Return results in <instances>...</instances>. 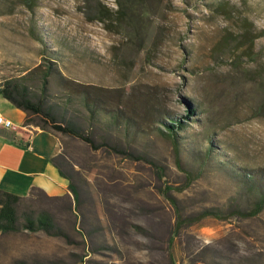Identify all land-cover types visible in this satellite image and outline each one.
<instances>
[{
    "label": "rangeland",
    "instance_id": "rangeland-1",
    "mask_svg": "<svg viewBox=\"0 0 264 264\" xmlns=\"http://www.w3.org/2000/svg\"><path fill=\"white\" fill-rule=\"evenodd\" d=\"M100 1L115 9L114 0ZM215 1H230L234 15L211 12ZM84 2L40 0L34 15L21 7L0 15V87L15 80L38 102L46 61L30 33L35 21L48 51L61 52L64 76L157 92L163 112L184 125L176 133L179 167L172 138L153 124L138 133L107 119L91 122L83 104L68 103L50 76L43 110L71 120L93 140L90 191L97 198L123 196L126 219L105 247L90 246L83 234L75 245L66 234L45 236L55 242L46 245L54 260L28 264H264V117H254L252 104L227 86V77L239 73L227 49H215L224 35L239 31L241 16L263 30L264 0H155L142 51L126 31L88 22L80 12ZM254 50L264 66V36ZM256 64L245 67L254 71ZM189 108L195 112L188 118ZM26 119V126L43 125L29 112Z\"/></svg>",
    "mask_w": 264,
    "mask_h": 264
},
{
    "label": "trees",
    "instance_id": "trees-1",
    "mask_svg": "<svg viewBox=\"0 0 264 264\" xmlns=\"http://www.w3.org/2000/svg\"><path fill=\"white\" fill-rule=\"evenodd\" d=\"M155 0H114L115 9L107 6L100 0H85L80 12L88 22H98L106 26L108 31L120 28L129 33L136 41L138 51L145 48L148 33L149 19L153 3ZM40 0H0V15H11L17 12V8L26 9L32 15ZM209 4V10L213 13L232 17L234 15V5L230 1H215ZM240 29L238 32H229L223 36L215 49H227L230 57L229 65L239 73L237 76L227 77L226 84L236 95H242L251 104L254 110V117H264V66L259 61V52H255L254 45L258 38L264 36V29L257 30L254 23L246 16L239 17ZM30 33L35 41L40 45L41 56L46 61L44 72H42V89L37 103L32 102L24 87L15 80H9L0 87V94L10 101L16 108L23 112H29L37 116L42 121L41 129L51 130L61 134L78 137L89 143L93 149L97 146L93 140L84 135L81 129L71 120L58 121L49 111L43 110L44 97L47 91L48 78L52 75L56 78L58 85L67 96V101L73 99L81 102L89 112L91 122H98L107 119L113 125L123 124L125 130L130 128L141 133L144 125H152L162 135L172 138L174 152L179 167L180 141L176 136L177 131L183 130L184 125L181 120L169 119L163 112L159 104V97L153 88L139 89L130 87L128 89L105 87L92 83H85L71 76H64L61 70L64 59L61 52L56 50L48 51V42L41 33L36 30V22H31ZM57 47H66L64 43L58 42ZM256 62L257 67L250 71L245 67L249 62ZM258 61V62H257ZM41 66L34 68L40 71ZM248 87H251L249 90ZM195 112L194 108H189L188 118ZM186 118V119H188ZM27 119L24 125H27ZM159 125V126H158ZM6 129V128H5ZM118 153L123 154L120 150ZM203 160V158H201ZM74 194L75 190L72 188ZM170 202L176 206L175 200L168 197ZM20 201V197L4 192L0 189V233L26 231L30 233L42 232L46 236H59L62 231L56 229L51 216L43 212L36 218L26 214L19 222L15 213V207ZM175 231L181 226V215L177 208ZM202 215H209L204 212Z\"/></svg>",
    "mask_w": 264,
    "mask_h": 264
},
{
    "label": "crops",
    "instance_id": "crops-1",
    "mask_svg": "<svg viewBox=\"0 0 264 264\" xmlns=\"http://www.w3.org/2000/svg\"><path fill=\"white\" fill-rule=\"evenodd\" d=\"M0 115L14 125V129L0 127V189L20 197L15 207L18 221L26 214L36 218L46 212L72 245L83 234L90 246H107L106 238L113 232L118 236L124 227L125 202L123 196L92 195L91 145L78 137L24 125L26 113L1 94ZM102 182L100 191L105 192ZM39 233H0V264L52 262L46 245L55 242H46L49 238Z\"/></svg>",
    "mask_w": 264,
    "mask_h": 264
},
{
    "label": "built area",
    "instance_id": "built-area-1",
    "mask_svg": "<svg viewBox=\"0 0 264 264\" xmlns=\"http://www.w3.org/2000/svg\"><path fill=\"white\" fill-rule=\"evenodd\" d=\"M0 127H8V129H14V125L11 121L0 115Z\"/></svg>",
    "mask_w": 264,
    "mask_h": 264
},
{
    "label": "bare ground",
    "instance_id": "bare-ground-1",
    "mask_svg": "<svg viewBox=\"0 0 264 264\" xmlns=\"http://www.w3.org/2000/svg\"><path fill=\"white\" fill-rule=\"evenodd\" d=\"M3 128H6V129H8V127H3Z\"/></svg>",
    "mask_w": 264,
    "mask_h": 264
}]
</instances>
